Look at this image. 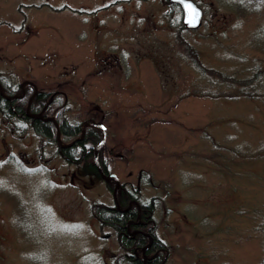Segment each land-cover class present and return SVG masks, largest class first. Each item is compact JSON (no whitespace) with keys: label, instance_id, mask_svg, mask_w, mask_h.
I'll list each match as a JSON object with an SVG mask.
<instances>
[{"label":"rangeland","instance_id":"374dc122","mask_svg":"<svg viewBox=\"0 0 264 264\" xmlns=\"http://www.w3.org/2000/svg\"><path fill=\"white\" fill-rule=\"evenodd\" d=\"M194 1L202 23L180 35L203 65L244 75L264 62V0ZM168 2L0 0V81L59 94L71 123L99 122L104 141L83 147L111 175L88 173L95 157L76 147L75 163L55 143L38 160L46 142L0 111V264H128L92 214L114 205L115 180L131 204L154 200L165 264H264V101L231 97L189 62Z\"/></svg>","mask_w":264,"mask_h":264},{"label":"trees","instance_id":"16d2710c","mask_svg":"<svg viewBox=\"0 0 264 264\" xmlns=\"http://www.w3.org/2000/svg\"><path fill=\"white\" fill-rule=\"evenodd\" d=\"M170 6H176L178 9V5L175 3L168 2ZM186 28L183 23H180L178 28L176 38L180 41L181 47L187 55L189 62L192 63L199 71L203 74L210 76V79L216 81L217 85L225 86L230 89L228 92L231 97L235 96H244L252 99H259L264 101V62L254 64L251 69L244 75L237 74H225L219 70L214 68H209L203 65L195 50L188 44L180 35V29ZM187 29V28H186ZM14 88H19L18 84ZM217 90V88H216ZM33 89L31 87L25 89V93L22 97L18 99H6L0 96V106L4 111L8 114H15L17 111L21 114H26L25 110L27 109V102L32 95ZM15 93L19 94L20 89L15 91ZM204 93H211L210 95L216 96V91H204ZM215 93V94H214ZM47 92H40L36 95H33L29 104V112H42L45 116H55V119L58 123L59 135L60 139L66 141L67 143L72 142V144L66 148H64V156L68 158H72L70 154L73 153L70 149L74 146L76 148H80L79 151L80 157L79 160L87 161L93 156V149H91L90 153H85V148L83 147L84 143H89L92 148L97 146L101 142L102 131L97 126H87L84 129V136L79 141L76 140L77 137L81 135V122L78 121L76 123L68 122L62 112L63 106L60 102V95L54 94L52 98L49 99ZM50 100L49 102H47ZM55 110V108H58ZM55 111V112H54ZM27 119H23L21 117L17 118L12 115V118H16L17 120L26 123L31 129L35 131V134L43 139L46 143H56V128L55 124L50 120H42L41 118H32L28 114ZM88 120V119H87ZM73 147V148H74ZM219 151H229L232 153L231 157L225 154H219L216 151V159L220 157L221 163L222 159L226 157L232 159H256V152H242L236 148H225L218 149ZM73 155V154H72ZM213 158V156H211ZM234 157V158H233ZM102 155H98V161L100 163L103 171H106L105 164L102 161ZM224 161V160H223ZM226 163H223L225 165ZM85 169L88 173L93 175H98L97 167L94 162L85 163ZM111 182H109L110 184ZM112 186V184H111ZM111 189V188H110ZM138 197L135 195L133 191L129 188H120L117 192V199L120 207L127 208L130 199H137ZM141 205H133L123 211L115 210V205L109 206L100 204L96 208H92L93 216L100 222V227H103L106 224L108 227L112 228L116 232L117 243L120 246H123L124 258L127 260L128 264H143L142 261V247L148 242V237L142 233H137L134 237L129 236L127 232L126 224L129 220H137V215H140V220L138 223H131L130 226L133 228H141L140 230L143 232H147L150 235L152 242L151 246L145 250L147 255H151L153 252H157V255L151 257L147 260V264H159L162 258L166 255V246L163 245L162 241L156 236L155 230L152 226L153 222V213L155 210L154 200H148L147 202H140ZM100 206V207H99ZM140 206V207H139ZM139 209V210H138ZM140 223V224H139ZM137 249V253H134V249ZM131 249V250H128ZM131 251V252H130Z\"/></svg>","mask_w":264,"mask_h":264},{"label":"flooded vegetation","instance_id":"af4514ba","mask_svg":"<svg viewBox=\"0 0 264 264\" xmlns=\"http://www.w3.org/2000/svg\"><path fill=\"white\" fill-rule=\"evenodd\" d=\"M179 7V6H178ZM179 10L181 11V9H180V7H179ZM13 87V88H12ZM15 86H10L9 84H6V83H4V82H2V81H0V96H2V97H4V98H6V99H9V100H11V99H18V98H20V97H22L23 95H24V93H25V88H21L20 89V93L19 94H17V93H15V91H18L19 90V88H14ZM2 90H3V92H2ZM41 92V91H40ZM40 92H34L31 96H30V98H29V100H28V102H27V109L25 110V112H26V114H21V113H19V112H17V111H15L14 113L15 114H8L6 111H4L3 109H2V107L0 106V111L3 113V115L4 116H7V117H11L12 115H14L15 117H17V118H19V117H21V118H23V119H27V116H25V115H29L30 117H32V118H41L42 120H50V121H52L54 124H55V128H56V132L57 131H59V130H57V125H58V123H57V121H56V119H55V116H45V114L44 113H42V112H29V104H30V100H31V97L33 96V95H36L37 93H40ZM2 103V102H1ZM0 103V104H1ZM2 105V104H1ZM13 119H16V118H13ZM69 122V121H68ZM23 124H25L26 126V128H27V124L26 123H24V122H22ZM57 124V125H56ZM29 127V126H28ZM87 127V126H86ZM11 128V131H14V130H17V125H15V126H11L10 127ZM80 128H81V125H80ZM59 129V128H58ZM84 129H85V127L84 128H82V132L84 133ZM32 131H33V133L35 134V131L33 130V129H31ZM36 135V134H35ZM83 136H84V134L83 135H81V138L79 139V141L83 138ZM73 142V141H72ZM72 142H70L68 145H66V146H61V145H59L57 142L55 143L56 144V148H55V150H56V154L57 155H61L62 157H64L66 160H68V162H71V163H75L76 161V159L74 158V156L72 155V154H70L71 156H72V158H68V157H65L64 156V148H66V147H68V146H70L71 144H72ZM65 144V143H64ZM48 145H51L50 143H45V144H41L40 146H36L37 148H33V156H36L37 157V159L38 160H43L42 162H47V161H49V159L48 158H43V151H44V147L45 146H48ZM74 147V146H73ZM71 148L70 149V151L72 152V150L75 148ZM89 147H91V145L89 144ZM19 151V153H20V151L21 150H18ZM85 153H87L86 151H85ZM99 165H100V163H99ZM101 167V166H100ZM106 172V171H105ZM106 181H109V179H105ZM108 184H109V182H108ZM108 188L110 189H112V191H113V187L111 186V185H108ZM117 188H118V190L120 189V188H124V186H121V185H117ZM118 190L116 189V191L118 192ZM116 193V192H115ZM114 200H113V204L115 205V210H117V211H123V210H125V209H127V208H129L130 206H131V202L132 201H134V202H136V199H130V201H129V203H128V207L127 208H122V207H119L120 205H119V202H118V199H117V193H116V198H113ZM136 205H141V204H136ZM109 206H112V205H109ZM140 207V206H139ZM139 210V209H138ZM140 220V215L138 214L137 215V220H135L134 222H132L133 220H129L128 222H127V224H126V228H127V232L129 233V236H131V237H134L137 233H139V232H142V233H144L147 237H148V242L142 247V252H141V256H142V261H143V264H147V260L148 259H150L151 257H153V256H155V255H157V252H153L151 255H147L146 254V252H145V250H147V248H149L150 246H151V242H152V239H151V237H150V235H148V233L147 232H143V231H141L140 229V227L139 228H133V227H131L130 226V224L131 223H138V221ZM140 224V223H139ZM112 229V228H111ZM113 231H114V233H115V238L117 239V237H116V232H115V230L114 229H112ZM105 236H107V235H105ZM119 247L123 250V246H120L119 245ZM128 250H131V249H128ZM134 253H137V249L135 248L134 250ZM131 252V251H130ZM123 254L125 255V254H127V253H124V250H123ZM167 260H166V255L162 258V260H161V262L159 263V264H165V262H166Z\"/></svg>","mask_w":264,"mask_h":264},{"label":"water","instance_id":"95a60500","mask_svg":"<svg viewBox=\"0 0 264 264\" xmlns=\"http://www.w3.org/2000/svg\"><path fill=\"white\" fill-rule=\"evenodd\" d=\"M169 1L172 3H176L180 6L181 11H182L181 21L186 28H189V29L197 28L200 25L202 17H203V11H202V8L194 0H169ZM87 125H96V124L82 123V127L87 126ZM56 127H57V130H59L58 126ZM80 138L78 137L76 138V140H79ZM104 139H105V131L103 133L102 140ZM57 143L61 145L62 147L68 145V144L62 145L60 143L59 133L57 134ZM95 164L98 168V171L102 173L101 169L98 166V162L96 158H95ZM108 177L109 176H105V178H108Z\"/></svg>","mask_w":264,"mask_h":264}]
</instances>
